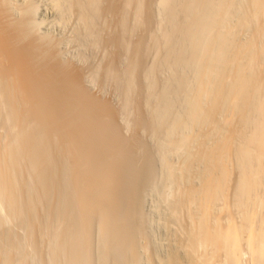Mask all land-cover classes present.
Masks as SVG:
<instances>
[{"label":"bare ground","instance_id":"obj_1","mask_svg":"<svg viewBox=\"0 0 264 264\" xmlns=\"http://www.w3.org/2000/svg\"><path fill=\"white\" fill-rule=\"evenodd\" d=\"M56 1V5L60 7L57 6V9L60 10L65 2ZM151 1L115 0L105 7L107 11L113 13L116 25L122 30V34L123 31H132L126 21V5L135 3V15L141 18L145 13L144 20L150 22ZM159 1L161 4L159 13L163 15L165 21L163 20V26L159 27L161 36L154 34L152 40L159 54L145 73L152 76L156 73L155 70L166 66L173 71L174 81L166 87L163 85L160 95L158 94L159 98L155 96L158 98L155 101L158 102L156 104L158 107L152 108L154 111L151 110V119L141 113L137 123L155 127L156 131L165 130V133L161 132L165 134L163 148L167 167L165 174L168 183L174 184L175 187V196L172 200L174 202L171 204L172 214L176 217L182 215L181 221L179 220L183 225L180 227L182 235L180 234L179 244L177 248L170 249L169 254L164 258L161 257V260L163 264H185L184 262H187L186 264H264V0ZM4 2L5 0H0V17L7 15L8 9ZM66 2L67 6H65L70 10H77L80 21H84L88 26L96 21L93 18L96 14L99 16L103 4H99L101 0H66ZM131 14L129 12V15ZM22 18L25 19L26 16ZM20 21V24L17 23L21 25V29L24 28L23 30L17 31L18 25L12 21L6 24L5 30L12 34L22 32L20 38L23 41L22 46L12 49L9 53L0 45V105L5 106V118L12 120L11 129L14 128L15 134L12 140L4 142V145L0 144V203L2 202L1 205L6 206V209L24 217L30 235L31 227L34 226L31 221L38 222L37 208L39 205H45V209L49 211L41 222H46L43 224L45 225L43 232L45 233L48 228L49 237L52 238L47 247L48 260L51 264H92L91 247H93L92 236L95 234L93 233L95 225L102 244V247L100 246L102 262H105L106 258L110 260L111 252L119 249L121 252L119 255L121 254L125 259L121 264H129L128 260L136 263L141 254L137 252L136 238L129 236L133 229L128 232L124 219L125 214L127 213L128 216L130 212L129 203H132L135 209L139 207L141 186L153 173L152 158L148 153L144 154L142 157L144 160L142 162L139 159L142 162L139 165L135 151L132 150L133 141L129 140L130 144L128 139L121 138L108 155V160L113 166L112 174L107 178L103 177L105 180L98 179L99 181L96 180L97 178H92L93 176L89 177L88 174L87 178L85 177L86 182L82 180L87 187L80 186L76 179H84L86 171L81 170L87 165L84 156H90L92 152L97 153L99 149L96 151L95 145L88 143L93 138L88 137L89 140L84 141L80 139L79 134L83 135L86 129L95 127L94 124L85 125V123L90 119H96L93 118V114L97 111L98 115L111 112L110 115L113 116V110L104 101L100 102V106L96 107L98 110L95 111H93L95 107L92 109L91 106L93 103L88 104V107L87 104L81 103L80 106L71 102L67 108L64 107L65 105L61 106L58 114L53 113L46 106V101L48 99L61 101L62 97L43 76V94L38 96L37 93L36 95L35 92H31L27 83L23 88L27 97L34 101H30L35 104L33 106H38V99L43 104L42 113L34 114L36 117H30L31 114H28V117L26 113H22L24 109L20 105L23 103L19 101L23 96L19 93L22 86L20 87V84L13 79L12 73L24 71L28 60L33 58L35 61L33 56H36L40 50L47 53L48 58L45 59L49 60L42 61V69L46 71L45 73L47 71L54 73L53 79L57 82L73 87L74 79L79 81L76 73H80L76 71L72 74V72L73 77L69 79L67 75V77L65 74L61 75L65 69L60 72L62 69L56 66V62L60 67L63 64L59 65L60 62L56 61L55 57L52 62L56 61L55 66L58 69L55 66L53 69L50 60L54 51L50 52L48 43L44 45L45 42L43 44L30 38L29 30L32 24L28 22L29 20ZM94 25L90 27L93 28ZM136 25L140 24L136 23ZM142 25L144 26L143 23ZM92 31L89 33L92 34ZM118 34L113 36L110 34L111 38L106 39L107 43H113L114 47L121 45L122 36ZM142 44L140 42L135 44L133 50L131 48L133 57L128 67L120 75L118 74L119 78L124 77L122 82H126L125 91L137 89L135 78L137 72L144 68ZM41 52L38 56L42 54ZM31 53H34L32 57ZM46 53L41 56H47ZM182 67L191 69L192 78L181 72ZM26 70L24 72H27ZM170 93L183 98L182 102L185 105L184 109L175 113L173 117L171 109L177 101L170 98ZM153 94L156 95L155 90ZM153 94L150 93L149 100ZM155 97L152 96L153 100ZM149 100L147 103L151 101ZM36 108L39 110L40 107ZM92 111L95 113L92 114ZM98 127L94 130L100 128ZM88 131L87 134L92 136ZM92 133L94 135L95 132ZM71 138L77 143H73ZM13 144L15 146L11 147ZM69 150L74 154L68 155L69 152L66 151ZM177 150H182L183 154L178 167L169 159L170 152ZM20 157L25 159L27 169L29 168L28 171L30 170L33 176V183L24 196L21 193L22 188H19ZM129 177L132 178L131 187L127 183ZM120 182L127 184L124 185L122 195H119L121 190L118 191L116 188ZM27 212L30 218L25 217ZM33 235L37 236L35 232ZM41 236L46 235L41 234ZM114 254L116 255L117 252ZM10 256L7 261L10 264L17 263ZM114 258L113 263L118 264V259ZM20 259L24 261L16 259L19 260L17 264L28 262L26 258V260Z\"/></svg>","mask_w":264,"mask_h":264},{"label":"rangeland","instance_id":"obj_2","mask_svg":"<svg viewBox=\"0 0 264 264\" xmlns=\"http://www.w3.org/2000/svg\"><path fill=\"white\" fill-rule=\"evenodd\" d=\"M55 1L56 0H5V2H4L5 7L8 9V11L6 9L7 15L6 16L3 15V17H5V18L0 17V21H1L0 22V26H1L0 27V33H2V34H0V36H1L0 37V45H1V47H3V49L5 51L10 53L12 51V49H15L16 47H21L22 46L21 43H23L22 39L20 40L22 32L20 31L21 33L18 32V34H15L17 32H14L12 34L8 30H5V28L7 29L6 24L7 23L9 24L10 21H12L14 23L18 22L20 24V22H21L20 20L26 19V21L29 20L28 22H30L32 24V28H31L32 30L31 29L29 30V32L31 31L30 35H29V36H31L30 38H32V39L34 38L38 42L43 43V44L45 42L44 45H46L48 43L47 46L50 49V52L54 51L53 52V58L55 57L56 61H59L61 63V64L59 63V65L63 64L61 67L58 66L57 65L58 62H56V61L52 62V60H55V58L54 59L52 58L50 60V62L53 64V65L51 64V67H53V69H54V66L57 63L56 66L62 69V70L60 69L61 70L60 72H62L65 69V71H63L65 73L62 72L61 75L65 74V77L68 76L67 77L68 79H69V77H71V78L73 77L71 75L72 72H73L72 74H74V72H76V71L78 73H80V74L76 73V77L78 78L79 81H76L74 79L75 83L73 84V87H69V86H67V85H65L59 81H58L59 82L58 83L56 80L53 79L54 73H51V71H47V73H45L46 71H44V69H42V67H43V66H41L43 63L42 61H45V62L49 61V60L45 59V58H48L47 53L45 52L47 55L45 57H42L43 55H45L44 51L41 52L42 50H40V52L42 53L39 55L40 57L38 56V54L40 53L39 51H38L39 53H36L37 54L36 56L35 55L33 56L32 54H34V53H31L30 56L31 57L33 56L35 58V61L33 58H32L33 61L28 60V63H27L28 65H27L26 69L29 67L28 68L29 70L24 69V71L26 70L27 72H24L23 70H21V72H16L17 74H15V72L12 73L11 69H9L11 71V73L14 74L12 76L13 79H15L20 84L19 85L20 87L22 86L21 89L19 88L20 89L19 93H20V95H23V96L21 97L19 95L21 97V99H19V101L21 104L23 103L22 105H20V107L22 109H24V111H22V109H21V111H22V113L24 112L27 115L31 114L30 117H36V115H40V113H42L43 104L40 103L39 99L37 100L38 104L37 103L36 104L38 106H36V107H40L38 110L35 106H33L34 103L30 102L33 100L29 96L27 97V95L23 91V88H24L25 84L27 83L30 87L29 90L33 93L35 92V94L37 93L39 96L40 94H43L42 91H44L43 90L44 84H42V83H44L43 78H45V77L48 79L49 83L51 82L50 85H52V88L55 90V92L59 95L61 94L60 96L62 97L61 101L59 99H56V100L51 99L52 101L50 99H48L46 101L47 102L46 106L48 108H50L53 111V113L58 114L61 106L65 105L64 107L67 108V106H69V104L71 102H75V103L79 104L80 106H81V103H83V105L87 104L86 106H88V107L90 104L93 103L91 106H92V109L95 107V109H93V111H95V110H98L96 107L100 106V102L102 101L101 103H103V101H104V103L107 106H109L110 109L113 110V112H112L113 116L110 115L111 112L105 113L103 115H98L99 114L98 111L96 112V114H93L95 112L92 111V114L94 115L93 118L95 117L96 119H90L91 121L90 120L87 121L88 123H85V125L94 124L93 125V126H95L94 128H97L98 126L100 128L98 127L99 129L94 130V128L92 129V127L89 128V126H87L89 129H86V132H83L84 134L82 133L83 135L79 134V136L81 138L80 137H78V138L83 139L84 141L89 140L88 137H91L93 139L95 138L94 140L92 139L93 141L89 140L88 143H91L93 146L95 145L96 151L98 149H99V151H97V153L92 152L93 155L92 154L90 156L88 155L89 157L84 156L83 159L87 160V163H86L87 165L85 166V168H82L81 170L86 171L87 174L84 172L85 173L84 179L78 178L76 180H77V182L79 181L78 183L80 184V186L82 188H86L87 184L84 182H86L85 177L87 178L88 174H89L88 175L89 177L93 176L92 178H94V179L97 178L96 179L97 181L101 180L105 176H106L105 178H107V176L109 177V175L112 174V172H113V166L111 165V163L108 160V155L110 153V150L114 146H116L117 141H119V139H121V138L122 139L124 138V140L128 139L127 140L128 142L133 141L132 144H131V142H130V144L133 145L132 150L135 151L134 153H135L136 161L138 160L137 163L139 165H141V163L144 160L142 158V157H144V154L148 153L152 158L151 161L153 164L152 165L153 173H151L150 179L144 183L145 185L142 184V186L143 185L144 186L143 187L141 186V189H140V191H141L140 199L141 200L139 201L140 202L139 207L138 208L136 207V209H135V206L132 203H129L128 209L130 210V212H128V216H127V213L125 214L126 215L125 219H127V220L125 221V219H124V224L126 225L127 229H129L128 230L129 233L133 229L131 234H129V236L131 238H134V237L136 238L135 239L136 240V247L138 248L137 252L139 251L141 254V255H139L140 257L138 256V258H137V261H139V262L137 263V261H136V263L137 264H139V263L140 264H163L161 257L164 258L165 256H167L169 254V252L171 251L170 249L177 248V246H178L177 244H179V239L182 235L181 234L182 232H180L181 231L180 227L183 226L182 224H180L179 220L181 218L180 216H182V215L179 214L180 216L176 217V216H174V214H172L173 213V207H171L172 206L171 204L174 202L172 200H174V196H175L174 195V193H175L174 188L175 187H174V184H171V183L169 184L167 181L168 179L166 178L167 177L166 176L167 167L165 166L166 162H165V159L163 157V155H164L163 148L165 147V145H164L165 134H162V133H165L164 132L165 130L161 131L163 129H158L160 131H158V130L156 131L155 127L151 128L152 126H148L145 123L140 124V125H139V123H137L138 119H139V115L141 113L144 116H146L147 118L151 119L150 118V116L152 114L151 110L155 109L154 107H158V105H156L158 102L155 103V101L158 100V98H159L158 94L160 95L161 89H163L162 87H164V86L166 87L169 85V83L172 84L171 82L174 81V77H172V76H174L172 73L173 71L166 66H163V67L161 66L157 71L155 70L156 73H153L152 76L150 74L145 73L146 70L149 68V66L151 67L154 64L153 61L158 58V54H159L157 52V49L155 48V46H153L152 40L154 39L153 37H155V36H153L154 34H156V36H159V37L161 36L160 35V33H161L160 28L163 26L164 18H163V15L161 13H159L160 12V5H161L160 1L159 0H152V1L150 0L151 1L150 4L152 3L151 4L152 19L149 21L151 23L148 22L147 20H144L145 13H144V16L141 15V18H138L135 15V11H134V4L135 3L131 4L133 7L131 5H130L131 7L129 5H126L127 10L125 13H127V14H125V15H126V21L128 22L127 25H129L128 27L130 29L132 28L133 32L131 30L130 31L128 30V31H123L122 34H121L122 30L119 28V26L116 25V18L114 17L113 13H111L110 10L107 11V9H106L107 7H105V6H107V4L109 5L111 2H113L115 0H112V1L111 0H101V2H99V4L103 3L102 5L100 4L102 9L100 10V13H98L99 16L96 14L97 16L95 15V17L93 18L94 21L96 20L95 22L93 21L94 23H92L90 25L92 27L93 24H95L94 25L95 27H93V28L88 26L84 21H82V20H81L82 22L80 21L79 15H78L79 12L77 10H75V11H77V12H75L74 9L70 10L66 7L67 6L66 0H62L65 2L66 6L64 4H62V3H64V2H62L61 3L62 8L60 10L57 9L58 5H56L57 1L56 2ZM119 1L123 2L124 0H119ZM28 4H30L31 6H29ZM32 5H33V7H32ZM58 8H60V7L58 6ZM103 10H104V12H103ZM129 12H130V14L131 13L132 14L129 15ZM24 16H26L25 19L22 18ZM5 19H7V20H5ZM136 20H138V21L136 22ZM141 21H145V23L142 22L144 24V26L142 25ZM14 23H13V25H15ZM18 23H17L18 26H16V29H18V28L19 29L17 31L23 30L24 28L21 29L20 28L21 25H19ZM84 23L86 25H84ZM136 23L137 24L139 23L140 25H136ZM133 27H134V29H133ZM135 27H137V28H135ZM94 29H96V30H94ZM116 29H118L119 31L118 30L116 31ZM87 30H90V31L94 30V31H92V34H90L89 33L90 31L87 32ZM124 32H125V34H124ZM126 32H128V34ZM118 33H120V34H118ZM93 34H96V36H93ZM97 34H99V35H97ZM110 34L112 36L116 35V34H118L120 37L122 36L121 37L123 40L122 44L116 45L114 47L113 43L112 44H111V42L107 43L108 40H106V39L111 38ZM92 38H94V39H92ZM139 41L141 43H143L142 45L144 46L143 47L144 48L143 49L144 54L142 56V60H143L142 62L144 64L143 65L144 68L142 67L143 70H141L140 72H137V76H136L137 78H135L137 81L136 82L137 83V89L132 88L130 90L125 91V88H126L125 83L126 82L125 81L122 82L124 77L121 79L118 76L122 73V71H124L126 69V67H128L129 62H130L131 58L133 57V51H131V48L133 50V47L135 46V44L140 43ZM113 50H115V51H113ZM146 61L147 62L149 61V62L146 63ZM145 66H146V68H145ZM56 68H55V70H56ZM9 70H7V72H9ZM181 72H184V74H186V76L192 78L193 73H192L190 68L182 67ZM43 73H44V75H43ZM190 74H191V76H189ZM149 75L151 78L149 77ZM78 76H80V77H78ZM97 76H98V78H97ZM157 81L159 83H157ZM81 84H83V85L81 86ZM152 84H153V86H152ZM69 88H72V89L69 90ZM152 88H153V91H151ZM149 89H151L150 91L152 92V94L155 90L156 95L155 94H153V95H154V97L156 96L158 98L155 97V100H153V98H152L153 95H151V99H150L151 101H150L149 95L151 92L149 91ZM122 93H123V95H122ZM147 93H148V95H147ZM170 94H169L170 98L173 99L175 102L177 101L176 103H174L175 106L172 107V109H174V110L171 109V113L173 114V115L171 114V116L173 117L175 113H178L179 111L181 112L184 109L185 105L182 102L184 100L183 98H181V97L179 98L178 96H176L175 93H170ZM126 95H127V97H126ZM148 96H149V98H148ZM175 96H176V98H175ZM147 99L150 101L149 103H147V101H148ZM180 99H182V100H180ZM37 101H35V102H37ZM136 101H137V103H136ZM89 102H91V103H89ZM95 102H97V103H95ZM153 103H155V104H153ZM138 105H139V107H138ZM153 105H155V106H153ZM146 106H148L151 109L149 110V108ZM0 108H1L0 109V141H1L0 144L2 143V145H4L3 143L4 142L7 143L8 141L12 140L14 138L15 134L13 131L14 128L11 129L10 123L12 120H10V119L7 120L5 118V116H6L5 106L0 105ZM27 109H29V110H27ZM1 110H2V112H1ZM34 114H36V115H34ZM125 114H127V115H125ZM29 115H28V117H29ZM110 118H112V119H110ZM29 123H30V126H32V123L31 122H29ZM5 127H6V129H4ZM147 127H149V128H147ZM88 130H90V131H88ZM92 130H94V131H92ZM87 131L89 134H92V136L88 135ZM91 131L95 132L94 135ZM97 132H99L98 133L99 135L97 134ZM97 136H98V138H96ZM136 140H138V141H136ZM71 141L73 143L74 142L77 143L76 141H73V138H71ZM13 146H15V144H13L11 147H13ZM95 147L93 149H95ZM16 152H18L19 154L22 153L20 151H16ZM66 152L67 153L69 152L68 155L74 154V152L70 153L71 152L70 150L66 151ZM98 152H99V154H98ZM172 152H170V154H169V159L178 167V165L181 164V160H182V158H181L183 155L182 150H177L176 152L175 151H172ZM20 158H19V162H20L19 163V169H20L19 171L22 174L20 172L18 174L19 180L21 179L20 184H19V188L20 189L22 188L21 190H23V191H21V193H22V196H24L25 192L27 193V191L29 190L28 187H31V185L33 183V179H32L33 176H32L31 171L30 170L28 171L29 168L27 169L28 166L26 165V163L24 161L25 159L23 157H20ZM139 159L142 162H140ZM21 166H23V167H21ZM74 168H76V167H74ZM105 178H103L102 180H105ZM129 178H130V180H129ZM129 178H128L129 182H127L128 180L126 182L129 184V187H131L130 185H132V183H131L132 178L131 177H129ZM82 180L84 182H82ZM122 183L120 182L116 185L117 190L118 191L121 190V191H119V193H120L119 195H122V191L125 188L124 185H127L126 183H124V184H122ZM104 201L106 202V200H104ZM1 204H2V202L0 203V205ZM3 204H5V203H3ZM3 206L0 207V264H7V263L10 264V262L7 261L9 258L8 256H10V255H11L10 256L11 259L13 258L12 260H15L17 263L19 262V260L20 261L22 260L20 258H23V259L26 258V259H28L27 260L28 262H26V264H51L50 261L48 260L49 259L48 258L49 257L48 256L49 250H47L48 249L47 247H48V244L50 243L49 240L50 239L52 240V238H51V236L49 237L48 232H50V230L48 228L46 229L47 233H46V231H45V233L43 232V230L45 228V225H43V224L44 223L46 224V222L45 221H44V223L41 222L44 220V217L46 215H48V213H46V212L49 211V210L45 209V205H42V206L39 205L40 207L38 206V208H37V212L38 211L39 212L38 213L36 212V216H38L40 218V219L38 218V222L39 221L40 222L38 223V222H33L30 220L34 224L33 228L31 227V229H32L31 235H30V231L25 226L26 224L24 223V219H23L24 217L22 218V215L18 216L16 212H13L12 210L6 209L5 208L6 206H4V207ZM43 206H44V208H43ZM40 208H43V210ZM29 210H28V212H29ZM28 212H27L26 216L24 215L25 217L30 216L29 215L30 212L29 213ZM131 212H132V214H131ZM32 214L34 215V213H32ZM130 214H131V216H130ZM49 215H50V213H49ZM183 218H184V216H183ZM96 230H97V225H95L94 230H93V233H95L94 234L95 236L92 234L93 235L92 236L93 247H91L92 248L91 249V254H92L91 261L93 262L92 264H103V263L114 264L113 263V257L118 259V261H117L118 264H121L123 261H125L123 256L121 254H120L121 256L119 255V253H121L119 251V249H115V248H114L115 250H113L111 252L113 255L111 254V256H109V258L111 257L110 260H108V258H106L105 262H102L100 260V257H101L100 256V250H101L102 244H101L100 237L98 236V233L96 232ZM138 230H139V232H138ZM34 232H35V234H37V236L33 235ZM41 234L42 235L44 234L46 236H41ZM132 235H133V237H132ZM40 240H42V241H40ZM41 242L44 243L42 246H41V244H42ZM180 250H182V249H180ZM114 252L115 253L117 252V254L115 255ZM139 252H138V254H139ZM109 255H110V252H109ZM129 256H130V254L128 255V257ZM16 259H19V260H16ZM117 259H115V260H117ZM22 261H24V260H22ZM106 261H108V262H106ZM17 263H15V264H17ZM128 263L129 264H136L135 261H133V263H132L129 260H128ZM184 263L186 264L187 262H184Z\"/></svg>","mask_w":264,"mask_h":264}]
</instances>
